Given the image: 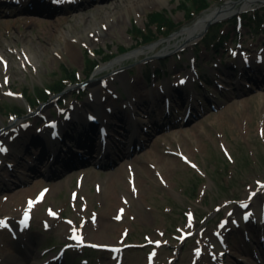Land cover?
<instances>
[{
  "label": "rangeland",
  "instance_id": "rangeland-1",
  "mask_svg": "<svg viewBox=\"0 0 264 264\" xmlns=\"http://www.w3.org/2000/svg\"><path fill=\"white\" fill-rule=\"evenodd\" d=\"M180 2L80 0L76 8L64 9L0 4V149L11 143L18 156L6 158L15 166L0 178L2 263L13 255L16 264H44L56 256L60 260L52 264H264V27L249 29L245 20L236 25L237 17L264 3L240 10L243 0L211 1L208 11L188 24ZM224 9L231 14L208 27L209 36L216 35L213 44L226 37L218 51L203 44L208 29L187 42L200 18ZM162 11L180 25L169 37H160L154 27L147 30L148 15ZM33 14L45 17L34 25L20 19ZM135 28L146 29L145 39L158 35V41L144 45ZM86 55L100 63L89 85L69 86L62 97L36 102L68 79L66 70L84 81ZM242 67L241 78L230 73L225 84L219 81V69ZM209 75L227 90L211 86L205 97L200 80ZM179 78L187 88L178 87ZM183 89L189 94L195 89L191 101L184 93L178 99ZM160 90L176 97L169 110L163 102L167 92ZM78 92L97 95L127 121L139 120L136 139L128 142L112 132L119 147L113 145L99 160H89L76 145L43 168L49 157L37 161L44 153L36 154L34 147L45 152L38 127L43 120L58 121ZM114 117L105 118L107 128L119 125ZM95 128L88 135L94 140ZM23 190L33 192L14 200ZM109 192L116 198L113 205ZM244 214L251 215L248 223ZM154 240L163 245L153 247ZM89 245L123 250L109 253ZM22 252L31 254L21 260Z\"/></svg>",
  "mask_w": 264,
  "mask_h": 264
},
{
  "label": "bare ground",
  "instance_id": "bare-ground-1",
  "mask_svg": "<svg viewBox=\"0 0 264 264\" xmlns=\"http://www.w3.org/2000/svg\"><path fill=\"white\" fill-rule=\"evenodd\" d=\"M258 3H264V0H245V1H243V3H241V9L240 10H248V9H250L253 5H255V4H258ZM227 7H230V5H227ZM230 11L231 10H223V11H212V12H210L209 14H207L205 17H202V18H200L189 30H188V36H189V39H188V41L187 42H189L190 40H194L195 38H196V36L197 35H201V34H203V32L205 31V29H206V27L208 26V25H210V24H212V23H214L215 21H217V20H221L222 18H225L227 15H230L231 13H230ZM20 19H27V23L29 24V25H34V24H36V23H41V20H40V18H39V16H35V15H31V16H25V18H20ZM19 19V20H20ZM119 77H122L121 75H119L117 78H119ZM170 87V86H169ZM164 88H166V87H164ZM163 88V89H164ZM160 92H163V91H160ZM54 122H57V121H54ZM114 127H116V126H114ZM58 129V128H57ZM130 129H132V125H130L129 127L126 125V127H125V131L127 132V133H130ZM58 132H59V129H58ZM47 133H49V134H55V131H53L52 129H48L47 130ZM5 134V133H4ZM75 134H77L76 133V131H73V133L72 134H67V136H69L70 137V135H75ZM83 135L82 134H80L79 135V139H81V137H82ZM82 140H84V139H82ZM111 145H115V144H111ZM110 145V146H111ZM116 146V145H115ZM4 147L6 148H8L9 149V153L10 154H12L13 153V150H12V146H11V144H9V143H5L4 144ZM80 147H82V149H83V154H84V156H87L88 157V159L89 160H92V159H94V160H99L101 157H103L102 156V152H103V150H102V147L101 146H99V144L97 143V141L95 140V141H93V142H91V141H79V148ZM78 150V149H77ZM121 150V149H120ZM79 151V150H78ZM60 153H56L55 154V159H54V161L58 158V157H67V154H66V156H62V154L63 153H65V152H61V151H59ZM68 152H70V150L68 151ZM8 153V154H9ZM67 153V152H66ZM9 154V155H10ZM92 155H94V156H92ZM104 155V154H103ZM49 157V161L47 162V165H49V163H50V160H51V158H53L52 156L53 155H50V154H47V155H39V158H38V162L39 161H45L46 160V157ZM83 156V157H84ZM92 157V158H91ZM68 160H69V158H67ZM53 161V162H54ZM12 164L14 165L15 164V161L13 160L12 161ZM52 164H54V163H52ZM167 164H169V163H167ZM45 166H43V168H44ZM69 169H67V170H64V171H62L61 173H59L58 175L59 176H61V175H63L64 174V172L65 171H68ZM29 192H33V191H25V190H23V191H19L15 196H13V199L14 200H21V199H23V198H26V197H28V194L27 193H29ZM108 196H109V202H111V205H113L114 204V202L116 201V198H115V196H114V194L113 193H111V192H109L108 193ZM6 199H10V198H6ZM37 206V207H36ZM40 205H35V207L38 209V207H39ZM34 207V208H35ZM33 208V209H34ZM36 208H35V210H36ZM29 214H32V211H30V212H28ZM124 214H125V210H124V212H123ZM20 230V229H19ZM215 249L217 250V251H221V246L219 247V244H217V242H215ZM18 252V251H17ZM29 254H31L30 252L29 253H25V252H22V253H20L19 255H18V257L21 259V260H23V259H25V258H27V256L29 255ZM211 257H215V255H211ZM16 257L15 256H13V255H11V256H9L7 259H6V261L5 262H3L2 264H16ZM242 259H245V260H247L246 258H242ZM19 261V260H18Z\"/></svg>",
  "mask_w": 264,
  "mask_h": 264
},
{
  "label": "trees",
  "instance_id": "trees-1",
  "mask_svg": "<svg viewBox=\"0 0 264 264\" xmlns=\"http://www.w3.org/2000/svg\"><path fill=\"white\" fill-rule=\"evenodd\" d=\"M199 4L202 6V8H206V3L205 1H199ZM164 20V18L161 15L158 14H154L151 15V21H157V22H162Z\"/></svg>",
  "mask_w": 264,
  "mask_h": 264
},
{
  "label": "snow or ice",
  "instance_id": "snow-or-ice-1",
  "mask_svg": "<svg viewBox=\"0 0 264 264\" xmlns=\"http://www.w3.org/2000/svg\"><path fill=\"white\" fill-rule=\"evenodd\" d=\"M4 151H7V149H3ZM53 215H55V213H52ZM27 221V216L25 218V222ZM77 239H79V237H77Z\"/></svg>",
  "mask_w": 264,
  "mask_h": 264
}]
</instances>
